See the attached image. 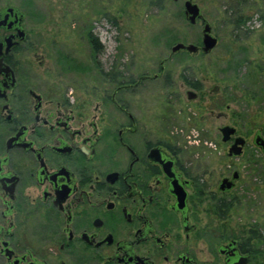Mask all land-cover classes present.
I'll return each instance as SVG.
<instances>
[{
	"label": "flooded vegetation",
	"instance_id": "obj_1",
	"mask_svg": "<svg viewBox=\"0 0 264 264\" xmlns=\"http://www.w3.org/2000/svg\"><path fill=\"white\" fill-rule=\"evenodd\" d=\"M40 18L31 1L0 0V264H251L245 222L229 221L245 216L232 210L239 171L228 165L210 184L148 105L151 81L170 88L167 58L151 75L105 69L87 24L96 61L79 96L60 82L56 67L70 57L48 51ZM182 43L198 50L169 56L209 53L202 35ZM236 136L222 141L228 157L245 149L229 154ZM223 179L229 189H220Z\"/></svg>",
	"mask_w": 264,
	"mask_h": 264
},
{
	"label": "rangeland",
	"instance_id": "obj_2",
	"mask_svg": "<svg viewBox=\"0 0 264 264\" xmlns=\"http://www.w3.org/2000/svg\"><path fill=\"white\" fill-rule=\"evenodd\" d=\"M11 1H31L41 17L43 41L52 46L48 51L56 50L59 59L70 57L68 64L54 66L61 69L59 81L79 96L93 82L96 61L84 39L87 24L103 46L97 61L105 69L148 70L151 75L167 58L164 74L170 88H161V79L149 83L153 117L167 118L170 141L176 138L183 159L194 170H206L203 178L210 184L227 173L228 165L239 171V203L232 210L245 216H230L229 221L245 222V232L256 225L253 230L264 238V156L252 143L257 131L264 136V0H193L218 39L207 55L196 57L169 56L177 42L201 43L202 21L190 25L185 20L183 0ZM194 82L196 88L190 86ZM188 90L196 92L195 99L187 97ZM219 114L223 116L212 118ZM225 124L245 137L239 157L227 156L228 144L219 132ZM256 245L264 255V242ZM259 259L252 258L251 264H264Z\"/></svg>",
	"mask_w": 264,
	"mask_h": 264
},
{
	"label": "water",
	"instance_id": "obj_3",
	"mask_svg": "<svg viewBox=\"0 0 264 264\" xmlns=\"http://www.w3.org/2000/svg\"><path fill=\"white\" fill-rule=\"evenodd\" d=\"M184 14L186 19L191 24H195L197 20L202 16L199 6L196 3H193L191 0H186L184 2ZM201 35H202V46L200 47V50L203 53L210 52L217 44V38L212 35L211 33V25L208 22H204L202 29H201ZM186 50L189 52H195L198 50V47L193 44H184L182 42L175 43L171 49L170 52H178ZM222 133V141L226 142L228 141L232 135L235 134L236 129L232 126H223L220 129ZM246 143L243 137L236 136L234 138L233 144L229 148V154L233 156H238L242 152V147ZM252 143L261 151V153L264 156V138L263 136L257 131L252 139ZM237 178V173L234 172L233 179ZM232 186V182L228 181L227 179H223L220 185V189H229ZM247 263V257H245V264Z\"/></svg>",
	"mask_w": 264,
	"mask_h": 264
},
{
	"label": "trees",
	"instance_id": "obj_4",
	"mask_svg": "<svg viewBox=\"0 0 264 264\" xmlns=\"http://www.w3.org/2000/svg\"><path fill=\"white\" fill-rule=\"evenodd\" d=\"M108 20L112 21L110 18H108ZM257 163H259V159H258ZM254 227H256V225H254L253 227H250L249 230L247 232H245L246 234H248L247 238H248V243H249V246H250L249 251H250V253L252 255V258H254V257L256 258V257H258V255H261L263 253L262 249H258L254 245L264 242V238H263V236H261L262 234H260L257 231L253 230ZM261 250H262V252H261Z\"/></svg>",
	"mask_w": 264,
	"mask_h": 264
}]
</instances>
